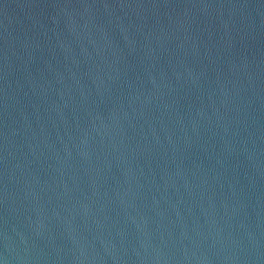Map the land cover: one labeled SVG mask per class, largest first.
<instances>
[{"label": "water", "instance_id": "1", "mask_svg": "<svg viewBox=\"0 0 264 264\" xmlns=\"http://www.w3.org/2000/svg\"><path fill=\"white\" fill-rule=\"evenodd\" d=\"M0 264H264V0H0Z\"/></svg>", "mask_w": 264, "mask_h": 264}]
</instances>
